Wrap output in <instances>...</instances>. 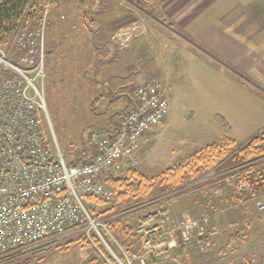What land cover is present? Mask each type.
Wrapping results in <instances>:
<instances>
[{
  "label": "rangeland",
  "instance_id": "rangeland-1",
  "mask_svg": "<svg viewBox=\"0 0 264 264\" xmlns=\"http://www.w3.org/2000/svg\"><path fill=\"white\" fill-rule=\"evenodd\" d=\"M100 2L102 4H99ZM161 6L162 4H159L157 0H64L50 8L45 45L46 77L43 82L39 81L38 85L46 103L47 136L56 149L60 148L66 161L78 152H83L85 146L89 147V136L94 129L92 123L97 119L90 110V102L85 99L81 101L76 93V82L79 79L81 67L76 60L77 49H73L76 43L74 35L81 31L90 39L91 34L93 36L95 31H99L98 36L105 37L104 33L101 35L102 25H110L114 31L119 22H127L133 17L134 9L139 12L135 14L138 19L145 12L168 26L173 25ZM213 13H215L214 9ZM91 24L95 25L92 30L88 28ZM126 27L121 29L115 37L118 41L117 45L122 48L121 53L125 51L123 48L129 41L136 38L133 33L126 35V30L129 29L128 26ZM16 32L0 43L11 52L14 59L16 58L13 51ZM86 44L87 41L84 40L83 49L87 52L90 51V47L87 49ZM148 56L137 52L136 58H133L132 71L138 74L134 82L136 86L150 77L161 79L157 73L149 69V65H146ZM182 58L184 62L181 63L180 68L176 62V66H171L166 73L165 83L169 87H167V94L170 102L168 128L152 145V152L148 153L142 165L145 172L151 176L149 178L153 179L149 193L147 195L131 194L123 199L117 196L111 203L84 196V204L99 223L98 229L106 243L125 264H127V254L144 251L140 227L146 216L150 212L165 207L178 220L191 216L188 212L182 211L185 209L187 194L192 189L188 185L195 181L205 182L204 178L213 172V166L220 161L219 159L216 163L210 162L204 165L203 171L195 178L188 179V176H184L179 183H174L168 181L166 172L188 164L186 155L174 156V151L185 148L191 141L199 144L204 142L205 138L215 140V135L221 136L224 130L218 124L219 116L224 117L233 127L234 132L230 134V137L237 142L228 149L223 160L228 156L227 159H230L239 146L248 143L264 130V87L260 88L248 83L251 85V91L260 97L256 102L255 94L252 93L254 101H251L248 97L251 95V91L248 90L250 88H245L246 91L229 82L231 80L225 74L227 67H220L217 61L212 60L213 64H209V68L205 67L203 71L198 66H191L189 54L183 52ZM89 61L90 58L87 64L84 62L82 66L83 69L88 70V76L92 75V69L95 68ZM88 90L90 92V88ZM160 128L159 132L165 129L162 127L160 130ZM143 147L140 150V159ZM69 151H72L73 155ZM235 160H239L238 163H242V168L245 169L243 158ZM251 161L255 162L250 170L251 176L243 173L238 177L239 179L232 181L234 183L238 181L236 185L241 191L240 198L231 199L232 202L226 201L223 204L225 210L217 222L214 218L219 213L214 215L206 211L194 217L191 216L199 219L203 214H211L213 222L218 226L217 232L188 244L180 243L170 253L162 254L157 260L153 259L148 264H243L252 254H264L263 219L254 199L257 194L264 193V158ZM126 170L125 168L113 175L124 177ZM137 171L139 172V169ZM106 183L112 185L111 178L106 180ZM244 183H247V187H242ZM119 190L117 189V193ZM225 191L226 194H231L230 187L227 185H225ZM220 200L218 204H222ZM83 226L77 227V231L59 241L57 245L46 248L38 256L42 258L39 260L37 258L32 264H109L105 259L103 260L102 253L111 257L113 264H121L119 260L113 258L107 244L94 236L95 229L91 230L90 235L97 239L99 246L87 242L88 229L82 228ZM236 236H239L241 242L238 243L235 240ZM72 239L73 241H70ZM24 249L26 247H21V250ZM95 258L98 261L92 262Z\"/></svg>",
  "mask_w": 264,
  "mask_h": 264
},
{
  "label": "built area",
  "instance_id": "built-area-1",
  "mask_svg": "<svg viewBox=\"0 0 264 264\" xmlns=\"http://www.w3.org/2000/svg\"><path fill=\"white\" fill-rule=\"evenodd\" d=\"M50 8L47 6L36 26L19 27L14 37L15 59L0 45V260L16 248L54 240L59 243L82 225L95 246L99 245L90 235L93 229L106 243L84 196L113 202L118 193L106 183V177L139 167L140 150L151 140L150 130L170 113L167 88L161 79H144L135 88V106L119 117L117 132L93 129L89 136L94 151L91 158L68 164L47 136L46 103L38 85L46 77ZM254 199L264 225V193ZM217 230L211 214L178 220L166 207L150 212L140 227L147 253L168 252ZM102 254L113 264L111 257ZM112 256L125 264L113 251ZM126 259L127 264L148 263L139 253L127 254ZM243 264H264V254H252Z\"/></svg>",
  "mask_w": 264,
  "mask_h": 264
},
{
  "label": "crops",
  "instance_id": "crops-1",
  "mask_svg": "<svg viewBox=\"0 0 264 264\" xmlns=\"http://www.w3.org/2000/svg\"><path fill=\"white\" fill-rule=\"evenodd\" d=\"M157 1L162 4L163 12L173 25L168 26L145 12L138 19L135 14L139 12L134 9L132 14L135 19L131 17L127 22H119L114 31L110 25H102L101 35L104 33L105 37L98 36L99 31H95L93 36L91 34V40L81 31L74 35L76 43L73 49H77L76 60L81 67L79 79L76 82V93L81 101L85 99L90 102V110L97 117L92 123L93 128L100 127L109 133H116L119 117L135 106L136 85L134 82L138 74L135 71L133 73L132 62L137 52L149 55L146 65H149V69L161 77L166 88L168 87L165 83L166 73L171 66H176V62L178 67H181V63L184 62L183 52L190 55L191 66H198L200 70L209 68V64H213L212 60L217 61L220 67H227L224 68L225 74L234 86L250 88L249 91L252 90L253 84L260 88L264 87V0ZM213 9L215 13L212 14ZM95 21L98 22V20ZM88 26L91 30L93 26L95 28L94 24ZM126 26L129 27L126 30L129 31V35L133 33L136 38L130 40L123 48L125 51L121 53L122 48L117 45L118 41L115 37L121 29L127 28ZM175 26L177 29L174 28ZM84 40L87 41L86 48L90 47V51L86 52L83 49ZM88 58H90L89 62L95 66L90 76L87 75L88 70L82 67L84 62L87 64ZM252 93L253 91L248 97L254 101ZM253 94L257 102L260 97L257 93ZM168 124L169 116L161 125L150 130L151 140L144 145L141 152L139 173L151 177L142 165L148 153L152 152V145L165 132ZM219 126L222 127L220 124ZM160 127L165 129L161 130ZM222 128L224 133L221 136L215 135V140L205 138L204 142L199 144L191 141L185 148L174 151L173 155H186L188 159L186 163H189L199 150L227 136L236 144V140L230 137V134L234 132L233 127L231 126L230 131ZM227 158L213 166V172L204 178L205 182L195 181L188 185L192 189L187 194L185 209L182 211L188 212L192 217L206 211L214 215L219 213L214 218L217 222L225 210L223 204L226 201L232 202L231 199L240 198L241 191L236 185L238 181L236 183L232 181L239 179L240 175L247 174L248 171L242 168V163H238L240 161L235 160L236 158ZM242 169L246 171L243 172ZM128 171L126 170L125 176ZM113 176L109 175L106 180ZM196 176L189 175L188 179ZM234 184L235 186H232ZM225 185L230 187V195L226 194ZM219 199L222 204H218Z\"/></svg>",
  "mask_w": 264,
  "mask_h": 264
},
{
  "label": "trees",
  "instance_id": "trees-1",
  "mask_svg": "<svg viewBox=\"0 0 264 264\" xmlns=\"http://www.w3.org/2000/svg\"><path fill=\"white\" fill-rule=\"evenodd\" d=\"M63 1L64 0H0V43H3L5 39L14 35L20 26H22V28H31L36 26L47 6L55 7ZM217 121L222 127L226 129V131H230L231 125L224 117L219 116ZM234 144L235 142L228 136L219 142L209 144L205 148L199 150L188 164L176 167L173 169V171H167L165 175H168V181L179 183L184 176L187 177L192 173L195 175L199 174L203 171L204 165L210 162L216 163V161L219 159L221 161V159L227 154L228 149ZM69 152H71L70 154L73 155L72 151ZM93 152V148L89 144V147L85 146L83 152H76L77 154L73 156L70 155L71 157L67 160L68 162H66L68 164L81 163L91 158ZM232 157H241V159H244L242 161L243 164L246 165L245 169L248 171L247 175L250 177L251 173L249 172L254 167L255 163L251 160L264 158V130L253 137L248 143L239 146L237 152L233 154ZM111 181L112 186L115 187L116 190L120 189L118 198L123 199L127 195L131 194L147 195L150 191L151 182L153 179L143 175L142 173H139L137 170L132 169L128 171V174L124 178H115L113 176ZM94 236L99 240L97 235L94 234ZM236 237L237 238H235V240L238 243L241 242L239 236ZM70 241H73V239ZM57 242L58 240H54L33 244L29 247H26L24 250H21V248H16L11 251L9 255L1 259L0 264H32L38 258V256L46 250V248L52 245H57ZM87 242L90 241L87 239ZM58 246H60V244H58ZM170 252L171 251L165 253H147L145 251H141L139 254H144L148 258V263H150L151 260H157L158 257L162 256V254L165 255ZM40 258H38V260ZM93 261L96 262L98 259L95 258L92 260V262Z\"/></svg>",
  "mask_w": 264,
  "mask_h": 264
},
{
  "label": "water",
  "instance_id": "water-1",
  "mask_svg": "<svg viewBox=\"0 0 264 264\" xmlns=\"http://www.w3.org/2000/svg\"><path fill=\"white\" fill-rule=\"evenodd\" d=\"M107 246L109 247V249L111 250L110 246L107 244ZM112 251V250H111Z\"/></svg>",
  "mask_w": 264,
  "mask_h": 264
}]
</instances>
